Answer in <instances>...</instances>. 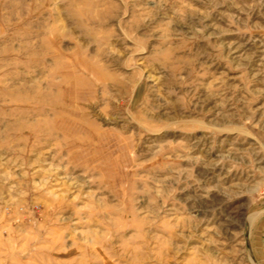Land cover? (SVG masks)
Wrapping results in <instances>:
<instances>
[{
    "label": "rangeland",
    "instance_id": "obj_1",
    "mask_svg": "<svg viewBox=\"0 0 264 264\" xmlns=\"http://www.w3.org/2000/svg\"><path fill=\"white\" fill-rule=\"evenodd\" d=\"M0 264H264V0H0Z\"/></svg>",
    "mask_w": 264,
    "mask_h": 264
}]
</instances>
